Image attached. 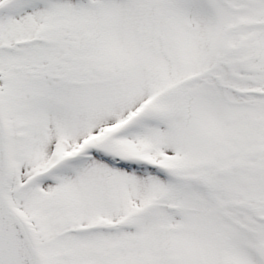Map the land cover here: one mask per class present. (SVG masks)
<instances>
[{"label":"snow or ice","instance_id":"snow-or-ice-1","mask_svg":"<svg viewBox=\"0 0 264 264\" xmlns=\"http://www.w3.org/2000/svg\"><path fill=\"white\" fill-rule=\"evenodd\" d=\"M0 264H264V0H0Z\"/></svg>","mask_w":264,"mask_h":264}]
</instances>
